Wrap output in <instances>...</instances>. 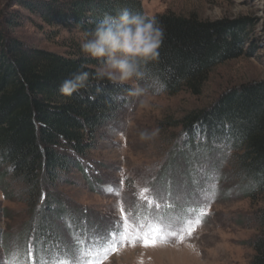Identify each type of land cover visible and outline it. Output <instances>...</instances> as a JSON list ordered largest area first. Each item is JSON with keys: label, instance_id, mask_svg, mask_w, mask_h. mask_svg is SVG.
I'll use <instances>...</instances> for the list:
<instances>
[{"label": "rangeland", "instance_id": "1", "mask_svg": "<svg viewBox=\"0 0 264 264\" xmlns=\"http://www.w3.org/2000/svg\"><path fill=\"white\" fill-rule=\"evenodd\" d=\"M140 1L147 16L248 19L242 56L216 66L199 95L140 84L145 94L131 97L82 160L86 176L71 172L68 183L54 188L68 205L64 219L45 215L42 199H28L0 167V264H88L114 240L98 264H250V242L258 235L253 215L263 204L247 197L250 185L234 169L233 151L191 149L173 124L230 89L264 80V0ZM19 2L25 0H0L3 34L72 57L82 51L85 39L75 29L47 25ZM156 129L158 135L141 137ZM121 220L135 231L159 230L164 239L155 246L121 240Z\"/></svg>", "mask_w": 264, "mask_h": 264}, {"label": "trees", "instance_id": "2", "mask_svg": "<svg viewBox=\"0 0 264 264\" xmlns=\"http://www.w3.org/2000/svg\"><path fill=\"white\" fill-rule=\"evenodd\" d=\"M56 1L18 5L47 25L75 29L84 39L106 15L121 9L159 21L165 28L160 56L143 66L139 84H155L168 95H199L216 66L242 56L240 40L249 25L248 19L147 16L140 0ZM13 21L9 24L14 26ZM99 64L83 51L72 57L33 48L0 31V167L10 170L28 199H42L43 213L54 218L64 219L68 209L54 188L68 183L71 172L86 174L82 160L132 97L130 85L97 78ZM82 67L89 72L87 85L63 94L61 84ZM173 127L181 129L191 149L233 151V167L250 185L247 197L263 204L253 215L258 235L250 242V264H264V80L222 93L209 107L187 112Z\"/></svg>", "mask_w": 264, "mask_h": 264}, {"label": "clouds", "instance_id": "3", "mask_svg": "<svg viewBox=\"0 0 264 264\" xmlns=\"http://www.w3.org/2000/svg\"><path fill=\"white\" fill-rule=\"evenodd\" d=\"M165 39V28L154 17L147 18L121 9L115 16L106 15L97 24L90 38L81 43V50L100 61L96 77L112 83L131 82L129 94L140 97L146 89L139 81L144 78L143 66L158 61L160 48ZM89 81V72L83 67L72 73L60 87L63 94L71 95ZM141 133L142 138L158 135Z\"/></svg>", "mask_w": 264, "mask_h": 264}, {"label": "snow or ice", "instance_id": "4", "mask_svg": "<svg viewBox=\"0 0 264 264\" xmlns=\"http://www.w3.org/2000/svg\"><path fill=\"white\" fill-rule=\"evenodd\" d=\"M145 195H147V190H145ZM121 211L122 214L125 216V219H127L126 211L123 209ZM119 227L121 231L116 235H119L121 240H130L132 242H135L136 240H142L145 246H155L157 243L164 239L159 230L154 229L148 232H139L133 230L132 228H125L123 220L120 221ZM115 243L116 241L114 240L113 244L110 245L108 248L99 249L97 251L96 257L90 262H88V264H98L100 258H106L108 251L112 250ZM60 264H74V261H72L71 259H65L60 261Z\"/></svg>", "mask_w": 264, "mask_h": 264}]
</instances>
